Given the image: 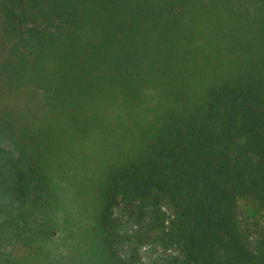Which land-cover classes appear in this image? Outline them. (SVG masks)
I'll return each instance as SVG.
<instances>
[{
  "label": "trees",
  "instance_id": "1",
  "mask_svg": "<svg viewBox=\"0 0 264 264\" xmlns=\"http://www.w3.org/2000/svg\"><path fill=\"white\" fill-rule=\"evenodd\" d=\"M244 1L258 27L260 49L251 55L264 54V0ZM198 6L194 0H0V28L9 39L0 69L10 81L27 78L40 104L32 114L38 122L19 127L31 158L27 175H5L2 182L12 177V183L2 187L17 182L23 204L40 213L49 208V195L39 147L47 152L57 132L83 140L95 130L113 136L97 217L110 264L125 263L119 214L145 221L179 251L180 264H264V233L254 236L239 216L241 201L264 212V59L255 65L260 69L241 60L235 78L208 85L189 103L178 83L179 63L196 55L195 42L222 37L218 26L205 34L199 29L208 19L195 14ZM228 45L250 55L249 44ZM146 71L163 77L176 109L133 131L132 139L126 133L117 139L94 107L138 102L139 74ZM4 129L12 135L8 125ZM23 227L18 253L5 247L10 237L2 235L0 264H23L40 254L50 225L43 229L32 218Z\"/></svg>",
  "mask_w": 264,
  "mask_h": 264
},
{
  "label": "rangeland",
  "instance_id": "2",
  "mask_svg": "<svg viewBox=\"0 0 264 264\" xmlns=\"http://www.w3.org/2000/svg\"><path fill=\"white\" fill-rule=\"evenodd\" d=\"M194 1L199 5L194 10L195 14L209 20L204 21L199 29L205 34L212 26H218L222 37L209 43L203 39L195 42L192 48L198 50L196 55L179 63L182 75L178 83L185 87L183 95L189 103L204 96L208 85L220 79L235 78L241 72V60L249 62L250 67L254 68L264 59V54L251 55L252 51L260 49L256 39L258 27L252 22L255 12L251 7L249 9L242 5L246 3L244 0ZM8 41L0 28V62L6 49L9 52ZM216 41L214 47L212 44ZM235 42L251 45L250 55L240 48L232 51L224 48L228 43V46H233ZM259 67L264 71V64H259ZM139 75L138 102H111L108 106L102 104L94 107L95 112L102 114L104 126L108 123V130L116 134L117 139H122L125 133L131 136L133 131L140 132L154 126L168 111L176 109L177 101L176 105L170 101L172 94L162 83L163 77L159 76V72L146 71ZM176 90L178 92V88ZM36 98L37 94L27 78L10 81L0 69V223L8 220L11 224L8 228L0 227V239L2 235L9 236L10 242L5 247L20 252L17 250L20 249L18 244L27 234L23 222L33 218L43 229L44 223L50 225L49 235H42L45 239L40 242V254L23 264H110L101 244L97 217L107 179L103 166L115 141L113 136L102 135L95 130L83 140L75 136H60V132H57L47 152L39 147L41 157L37 164L44 169L41 175L49 195V208L41 209L40 213H31L23 204L15 192L17 182L9 190L2 187L12 183L14 172L20 170L27 173L24 164L31 158L19 142V127L26 120L28 123L38 122L32 116L33 113L37 114L40 105ZM5 125L12 130V135L4 129ZM6 149L10 152H2ZM5 175L12 177L2 182ZM239 216L240 223L249 227L254 236L264 233L263 211L241 201ZM119 220L122 222L121 233L124 234L121 252L124 264H180L179 251L161 242L145 221H127L126 216L120 214ZM29 235L38 237L39 233Z\"/></svg>",
  "mask_w": 264,
  "mask_h": 264
}]
</instances>
